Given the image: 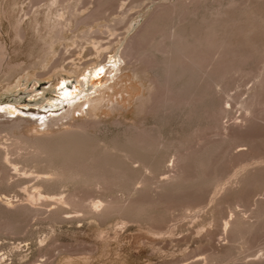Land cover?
<instances>
[{"label":"rangeland","instance_id":"1","mask_svg":"<svg viewBox=\"0 0 264 264\" xmlns=\"http://www.w3.org/2000/svg\"><path fill=\"white\" fill-rule=\"evenodd\" d=\"M0 114V264H264V0H0Z\"/></svg>","mask_w":264,"mask_h":264},{"label":"bare ground","instance_id":"2","mask_svg":"<svg viewBox=\"0 0 264 264\" xmlns=\"http://www.w3.org/2000/svg\"><path fill=\"white\" fill-rule=\"evenodd\" d=\"M40 1H41V0H40ZM55 27H56V26H55ZM5 57H6V56H5ZM2 65H3V64H2ZM4 65H5V64H4ZM4 109H5V108H4ZM5 111H6V110H5ZM73 111H74V110H73ZM73 111H72V112H73ZM9 112H10V114H12V115H16V114L18 113V112H17L16 110H14V109H9V110H8V113H9ZM27 112H29V111H27ZM43 112H44V111H43ZM46 112H47V111H46ZM5 113H6V112H5ZM25 113H26V112H25ZM30 113H31V112H30ZM36 113H37V112H36ZM38 113H39V112H38ZM26 114H28V113H26ZM32 114H34V113H32ZM39 114H40V113H39ZM42 114H43V113H42ZM94 114H95V113H94ZM29 115H30V114H29ZM44 115H45V114H44ZM44 115H43V116H44ZM46 115H47V114H46ZM48 115H49V114H48ZM70 115H71V114H70ZM91 115H92V114H91ZM0 116H3V115L0 114ZM33 116H34V115H33ZM40 116H41V115H40ZM40 116H39V117H40ZM67 116H68V115H67ZM36 117H37V116H36ZM36 117H35L34 119H36ZM49 117H52V116L49 115ZM49 117H47V116L42 117V116H41L40 118H43V120L41 119L42 121H41L40 119H36V120L34 121V119H33V121H32V122H33V123H32V124H33V125H32L33 128L31 127V129H33L32 131H35V130H36V132H38V131H42V132H43V131H44L43 134L53 135L52 130H53V131L55 130V128H56V126H57L56 123H58L59 120H62V118L64 117V115H63V116L61 115V117H59V118L56 117V119H53V118L51 119V118H49ZM17 118H18V117H17ZM20 118H21V117H20ZM20 118H19V119H20ZM22 118H23V117H22ZM37 118H38V117H37ZM14 119H15V118H14ZM23 120H24V119H23ZM16 121H17V119H16ZM20 122H22V120H20L19 123H20ZM13 123H14V122H13ZM19 123H18V124H19ZM22 123H23V122H22ZM22 123H20V124H22ZM24 123H25V122H24ZM61 123H62V122H61ZM10 124H12V123H10ZM18 124H16V126H17ZM30 124H31V122H30ZM50 124H51V125H50ZM59 124H60V123H59ZM12 125L15 126V124H12ZM63 125H67V124L64 123ZM67 126H68V125H67ZM70 126H71V124H70ZM13 128H14V127H13ZM13 128H11V129H13ZM14 129H15V128H14ZM56 129H57V128H56ZM61 131H62V129H61ZM61 131H60V132H61ZM36 132H35V133H36ZM54 132H55V131H54ZM60 132H59V133H56V134L58 135V134H60ZM38 133H39L40 135L42 134V133H40V132H38ZM38 133H36V135H38ZM62 133H64V132H61V134H62ZM30 135H31V134H30ZM44 136H45V135H44ZM53 136H55V135H53ZM53 136H52V137H53ZM58 136H59V135H58ZM58 136H57V137H58ZM62 136H63V135H62ZM37 137H38V136H37ZM39 137H40L41 140H43V139L41 138V136H39ZM50 137H51V136H50ZM52 137H51V138H52ZM55 137H56V136H55ZM60 137H61V136H60ZM26 138H27V137H26ZM46 138H49V136H47ZM30 139H31V138H30ZM30 139H28V141H29ZM36 139H38V138H36ZM40 139H38V140H40ZM26 140H27V139H26ZM56 140H57V139H56ZM30 141H31V140H30ZM30 141H29V142H30ZM35 142H36V141H35ZM31 143H32V142H31ZM37 143H38V142H37ZM33 144H34V143H33ZM37 145H38V144H37ZM0 151H1V150H0ZM43 151H44V150H43ZM41 152H42V151H41ZM38 194H39V193H38ZM42 196H43V195H42ZM42 196H41V197H42ZM46 197H48V196H46ZM46 197H45V198H46ZM48 201H49V200H48ZM226 225H228V224H226ZM231 259H232V258H231ZM234 259H235V258H234ZM237 259H238V258H237ZM235 261H236V260H235ZM236 264H237V263H236Z\"/></svg>","mask_w":264,"mask_h":264}]
</instances>
